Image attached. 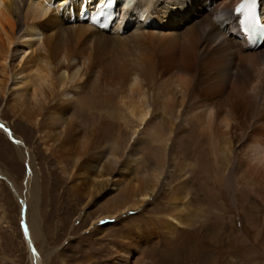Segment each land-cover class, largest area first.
<instances>
[{
    "label": "bare ground",
    "instance_id": "1",
    "mask_svg": "<svg viewBox=\"0 0 264 264\" xmlns=\"http://www.w3.org/2000/svg\"><path fill=\"white\" fill-rule=\"evenodd\" d=\"M236 2L123 0L122 24L101 29L77 19L74 0H0V95L14 77L20 86L11 109L35 122L47 151L74 155L73 191L88 201L103 197L90 222L100 237L85 245L88 251L76 250L77 257L63 254L62 264H200V243L185 234L238 254L249 242L248 226L261 242L264 46L243 43ZM77 111L90 117L86 127ZM109 127L114 140H107ZM62 172L68 173L64 165ZM159 192L169 204L156 209L158 224L150 219L124 232L129 214L158 204ZM201 192L221 200L222 209L212 211L219 228L205 216L193 219L203 213L195 205ZM105 216L123 231L119 239L97 224ZM105 240L114 248L94 253ZM256 249L259 261L264 243ZM38 255L36 264H44Z\"/></svg>",
    "mask_w": 264,
    "mask_h": 264
},
{
    "label": "rangeland",
    "instance_id": "2",
    "mask_svg": "<svg viewBox=\"0 0 264 264\" xmlns=\"http://www.w3.org/2000/svg\"><path fill=\"white\" fill-rule=\"evenodd\" d=\"M18 74L19 76L24 75ZM13 78L7 83L9 91L0 95V264H36L35 260L39 258L40 252L44 264H62L60 258L63 254L77 257L82 253H77L76 250L84 251L86 248L84 252L88 251L85 245L100 237L94 230L95 228L92 227L93 225L90 226V222L96 218L98 210L102 211L103 207L96 208V206L104 205H101L103 197L96 194V200L95 198L92 200L95 196L92 195L93 197L88 201V194L81 196V190L79 192L78 190L73 191L70 174L73 173V159L71 157L74 155L71 156L65 149H59L58 153L56 151L54 154L47 151L35 122L33 124L32 121L31 124L24 116L25 113L11 109L10 103L14 100L12 94L16 97V89L20 86L18 81L14 82L16 79ZM75 115L82 120L83 126L86 127L85 124L90 121V117L79 111L75 112ZM109 128L106 130L107 140H114L116 133L109 134L111 131ZM121 141L125 143L126 137L122 136ZM22 143L24 144L21 145ZM62 165L65 166L68 173L62 172ZM198 185L197 183L193 184V192L199 190ZM69 187L72 188L71 195L68 193ZM160 194L162 198L158 204L153 205L151 201L140 211L129 214L131 217L123 222L125 223L123 225L124 232L128 227H145L150 219L158 224L160 218L156 209L163 206L167 207L169 204L168 196L163 192H159ZM202 196L203 193L201 192L198 200H194V203L197 202L196 206L197 204L204 206L201 208L203 213L193 219L199 216L200 218L212 219L214 227L219 228L218 218L220 217L216 214L218 210L215 209H219V207L222 209L221 200H210L206 196ZM221 197L227 202V194L223 193ZM212 211H216V213H212ZM99 220L97 224L107 225L109 236L115 238L116 234L119 236L117 239L120 238L123 231L120 229V233L117 230L118 225H116L115 220L106 216L104 220ZM31 223L37 227L36 231L33 232L34 240ZM24 224L27 230L24 229ZM248 227L249 229L245 233L249 242L240 246L238 254L232 252L228 246L217 249L211 242H202L198 237H193L192 233L185 234L183 239H192L200 243L201 256L204 255L200 264H214V256L217 255L221 256L219 260L222 259L219 264L225 262L232 264L229 263V260L234 256H238L239 264H264V258L261 255L260 260L257 261V257L255 258L252 254L257 251V247L264 243V237L260 242L261 244L257 243L254 239L255 229L251 226ZM107 232L103 233L106 238L109 237L106 235ZM29 235H31L35 247L30 246ZM116 242L122 243L121 240ZM114 243L110 244L105 240L104 246L101 245L92 251L99 255L110 252L115 246ZM229 252H232L231 257ZM243 253L247 256H244ZM74 262L78 263L77 261ZM74 262L73 264H75Z\"/></svg>",
    "mask_w": 264,
    "mask_h": 264
},
{
    "label": "water",
    "instance_id": "3",
    "mask_svg": "<svg viewBox=\"0 0 264 264\" xmlns=\"http://www.w3.org/2000/svg\"><path fill=\"white\" fill-rule=\"evenodd\" d=\"M9 182V181H8ZM9 184L11 185V183L9 182ZM24 229H26V226H25V224H24Z\"/></svg>",
    "mask_w": 264,
    "mask_h": 264
},
{
    "label": "snow or ice",
    "instance_id": "4",
    "mask_svg": "<svg viewBox=\"0 0 264 264\" xmlns=\"http://www.w3.org/2000/svg\"><path fill=\"white\" fill-rule=\"evenodd\" d=\"M25 230H27V229H25Z\"/></svg>",
    "mask_w": 264,
    "mask_h": 264
}]
</instances>
